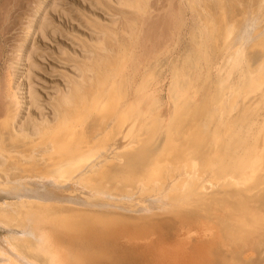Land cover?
I'll list each match as a JSON object with an SVG mask.
<instances>
[{"label":"bare ground","instance_id":"6f19581e","mask_svg":"<svg viewBox=\"0 0 264 264\" xmlns=\"http://www.w3.org/2000/svg\"><path fill=\"white\" fill-rule=\"evenodd\" d=\"M150 1L124 0L50 119L15 130L5 89L0 225L23 239L0 264H264V0ZM166 1L165 44L126 71Z\"/></svg>","mask_w":264,"mask_h":264},{"label":"rangeland","instance_id":"374dc122","mask_svg":"<svg viewBox=\"0 0 264 264\" xmlns=\"http://www.w3.org/2000/svg\"><path fill=\"white\" fill-rule=\"evenodd\" d=\"M155 1L151 0L150 5H153ZM0 2V16L5 19L0 17V32L2 30L0 33V113L2 116L4 107L9 102L14 103V101L6 98V93H10L9 84H12L11 86H14L12 90L17 94L16 97L20 105L17 108V114L21 115V117L18 115L15 120V130H17L16 128L20 123L29 124V120L31 124L36 123L40 118L43 119L45 115L47 117L45 116L44 119L48 120L51 118L52 103L55 98L64 92V89L66 91L70 88L72 82H77L80 67L94 58L95 43L102 41L106 36L101 35L100 29L113 30L114 26L117 28L121 24L120 21L122 22L129 15V11L122 5L124 0H0ZM4 4L6 5L4 6ZM167 10V1L164 9L159 8V10L155 11L153 8L151 9L150 16L146 17V25L143 27L145 32L143 37H145L144 40L147 38V41L144 43L145 41L142 40L144 46H142L143 48L140 47L141 50H138V54H136V63L138 64L139 62L140 64H138V67L136 63L134 64L136 66L135 70L128 65L129 67H127L126 71L131 73L132 70L137 71L139 67L138 71L142 70L141 63L143 62V65L146 64V59L149 60L152 56L150 55V58H147L149 56L147 52L151 51L150 54L153 52L151 50L152 46L165 44L167 40L165 28L168 17L166 18V13L164 12H167ZM6 18L9 19V22H7ZM31 19L35 21L33 20L32 22ZM161 19L162 21L165 19V21L160 25L161 22L159 21ZM263 19L264 17L254 23V28L256 27L255 29L258 30L260 35L264 34ZM42 22L45 23L44 30H41ZM154 23L157 26L156 31L154 30L155 28L153 29L156 33L152 32ZM37 25H39L40 29H38ZM247 33L252 36V27L248 26ZM22 44L24 51L22 50L21 54H19V46ZM140 58H142L141 61ZM27 73L30 75L27 76ZM66 86L68 88H65ZM15 87L16 90L18 89L17 91L14 89ZM5 89L6 93H4ZM16 157L20 158L19 155ZM0 162H3V159H0ZM9 172L14 175L19 174L18 170L12 168H10ZM0 177H2L1 173ZM14 201L6 199L0 200V203H15L16 201ZM0 229V249H9L8 245H12L13 241H22L23 239L20 229L2 227L1 225ZM8 231L10 232L8 233ZM17 248L26 257L31 256L30 252L20 249L18 245ZM36 259L38 263H43L42 258L36 257ZM250 262L251 264L257 263L258 256Z\"/></svg>","mask_w":264,"mask_h":264}]
</instances>
